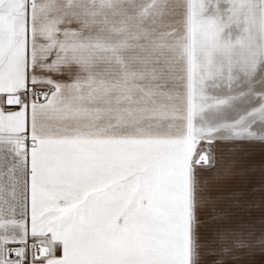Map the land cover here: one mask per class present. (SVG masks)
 Masks as SVG:
<instances>
[{"label": "snow or ice", "instance_id": "6c2138e0", "mask_svg": "<svg viewBox=\"0 0 264 264\" xmlns=\"http://www.w3.org/2000/svg\"><path fill=\"white\" fill-rule=\"evenodd\" d=\"M251 148L264 0H0V264H255Z\"/></svg>", "mask_w": 264, "mask_h": 264}, {"label": "crops", "instance_id": "0c3cea01", "mask_svg": "<svg viewBox=\"0 0 264 264\" xmlns=\"http://www.w3.org/2000/svg\"><path fill=\"white\" fill-rule=\"evenodd\" d=\"M250 151H251L250 159L256 161L257 163L264 160V152H262L259 148H251ZM259 180H260V175L257 172L252 179V183H258ZM255 264H264V258L260 256L255 257Z\"/></svg>", "mask_w": 264, "mask_h": 264}, {"label": "rangeland", "instance_id": "374dc122", "mask_svg": "<svg viewBox=\"0 0 264 264\" xmlns=\"http://www.w3.org/2000/svg\"><path fill=\"white\" fill-rule=\"evenodd\" d=\"M241 190L243 192H245L246 194H249V192H250V185H248V186H241Z\"/></svg>", "mask_w": 264, "mask_h": 264}, {"label": "bare ground", "instance_id": "6f19581e", "mask_svg": "<svg viewBox=\"0 0 264 264\" xmlns=\"http://www.w3.org/2000/svg\"><path fill=\"white\" fill-rule=\"evenodd\" d=\"M14 258V257H13Z\"/></svg>", "mask_w": 264, "mask_h": 264}]
</instances>
